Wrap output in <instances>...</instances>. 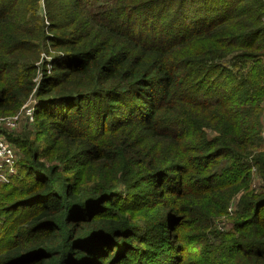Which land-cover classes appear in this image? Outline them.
<instances>
[{
    "label": "trees",
    "instance_id": "trees-1",
    "mask_svg": "<svg viewBox=\"0 0 264 264\" xmlns=\"http://www.w3.org/2000/svg\"><path fill=\"white\" fill-rule=\"evenodd\" d=\"M263 17L264 0H0V115L33 93L46 139L2 129L20 153L0 264H264Z\"/></svg>",
    "mask_w": 264,
    "mask_h": 264
},
{
    "label": "rangeland",
    "instance_id": "rangeland-1",
    "mask_svg": "<svg viewBox=\"0 0 264 264\" xmlns=\"http://www.w3.org/2000/svg\"><path fill=\"white\" fill-rule=\"evenodd\" d=\"M41 57L43 59H47V60L51 58V56L46 55L44 52L41 54ZM40 62L41 61H39L38 64ZM34 99H35V97H34L33 93H31L27 97L22 98L19 105L16 107L17 110L14 111V112H16L15 114H13V115H0V116H17L18 122H17L16 128H13V130H11L10 132H12V133H23V131L24 132L30 131L31 138L35 141L36 145H39L40 143L46 142V139L42 138V135L40 134V131L38 130V128L33 127V125H31L32 122H30L29 120H27V118L24 117L25 109L27 108V106H29L30 104H32L34 102ZM263 107H264V101H263ZM208 134L210 137H212L214 134H216V132L208 129ZM262 135L264 137L263 129H262ZM16 149H17V152L20 153V149L17 147H16ZM262 185H263V178L261 176V173L255 167H253L252 178H251V181L248 185V188L254 192H258L261 190ZM244 192H245V189L242 188L237 193H235L234 196L232 197L231 201L229 202L228 206H227L226 212H224L220 216H217L216 218H214V225H216V228H218L222 231L230 230V228L232 227V222H233L232 217L235 214L236 209L238 208L240 198L242 197Z\"/></svg>",
    "mask_w": 264,
    "mask_h": 264
},
{
    "label": "built area",
    "instance_id": "built-area-1",
    "mask_svg": "<svg viewBox=\"0 0 264 264\" xmlns=\"http://www.w3.org/2000/svg\"><path fill=\"white\" fill-rule=\"evenodd\" d=\"M264 20V17H263ZM25 115L30 121L34 119L33 107L27 106ZM17 116H0V182H9L17 174L18 153L14 145L5 137L2 129L16 128L18 122ZM264 131V114H263Z\"/></svg>",
    "mask_w": 264,
    "mask_h": 264
}]
</instances>
